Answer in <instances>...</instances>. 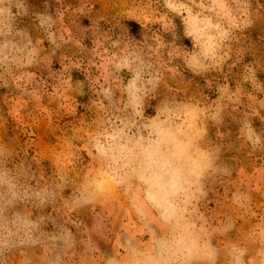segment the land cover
Masks as SVG:
<instances>
[{"label": "clouds", "instance_id": "9594fccd", "mask_svg": "<svg viewBox=\"0 0 264 264\" xmlns=\"http://www.w3.org/2000/svg\"><path fill=\"white\" fill-rule=\"evenodd\" d=\"M218 2L147 0L164 27L171 22L167 31L161 32L158 25H153L154 30L166 43L187 52L193 51L194 45L186 35L185 12L188 16L201 11L208 15L209 3ZM137 3L144 0H79L74 4L43 0V11L30 13L22 0H0V128L9 122L14 129L19 127L9 109L37 117L35 128L46 132L50 143L63 140L69 145V157L79 155L83 171L74 174V183L89 203L111 204L122 188L127 195L132 178L144 185L142 202L149 214L154 205L149 190L165 193L171 212L151 220H162L167 234L157 239L149 230L151 244L145 252L137 253L130 241L139 229L134 223L121 225L129 232V240L119 246L123 251L117 253L120 259L108 264H216L220 249L213 234L222 241V218L232 212L240 192L235 182L237 171L245 166L249 153L260 159L264 152L255 146L239 152L217 149L215 132L209 128L207 135L196 141L206 155L196 168L188 163L182 147L197 136V128L183 106L193 103L195 85L202 86L203 80L193 75L179 56L172 66L183 74V81L167 71L157 77L147 60L124 48L125 37L143 39L144 31L139 39L130 31L136 26L144 30L134 18ZM171 3L181 4L185 12L176 14ZM28 16L29 23L17 22L18 17ZM81 17L87 18V26ZM42 19L51 23H41ZM70 25L81 42L71 49L65 39ZM94 40L99 51L92 49ZM190 80L191 85L187 83ZM157 156L168 162L163 172L172 179L165 185L154 183L157 173L149 161ZM209 191L216 205L211 217L215 224L202 220L203 213L197 214ZM140 192L137 188V198ZM134 213L130 207L126 213L129 220ZM226 247L230 264H244V248L236 244Z\"/></svg>", "mask_w": 264, "mask_h": 264}, {"label": "rangeland", "instance_id": "374dc122", "mask_svg": "<svg viewBox=\"0 0 264 264\" xmlns=\"http://www.w3.org/2000/svg\"><path fill=\"white\" fill-rule=\"evenodd\" d=\"M22 2L30 13L43 11V0ZM169 7L176 14L185 12L179 3ZM208 7V15L201 11L200 15L188 16L185 12L186 35L194 45L191 52L174 48L154 30L153 25H158L161 32L167 31L171 22L164 27L147 0L137 3L134 17L144 30L140 28L133 35L139 39L144 31L143 39L124 38V48L147 60L155 76L167 71L183 81V74L172 66L179 56L193 75L202 78L203 85H195L193 103L183 106L197 128V136L182 147L193 168L206 155L196 141L205 137L209 128L215 132L217 149L239 152L255 146L264 152V0H220ZM29 21L30 16L17 18L20 24ZM81 21L87 26V18L81 17ZM41 23L51 21L42 19ZM65 39L69 49L81 44L72 25ZM92 49L99 51L95 40ZM9 114L19 127L14 129L9 122L0 128V264H108L120 259L117 253L122 255L123 251L119 246L129 240V232L121 225L134 223L139 229L130 241L137 253L145 252L151 244L149 230L157 239L167 234L162 220H151L172 210L162 190H149L154 200L150 214L142 202L144 185L135 178L129 181L127 195L122 188L111 204L89 203L74 183V174L83 171L79 155L69 157V145L63 140L50 143L47 133L35 128L37 117L23 110L17 113L9 109ZM67 137L71 139L70 132ZM72 143L77 144L75 140ZM249 156L237 171L235 182L240 192L236 203L229 216L222 218V241L213 234V242L220 249L216 264H230L228 244L245 249L244 264H264V156ZM149 163L157 173L155 184L171 182L172 178L164 175L168 162L162 156ZM137 188L141 189L139 198ZM130 207L135 213L129 220L126 213ZM215 208L209 191L197 214L203 213L202 220L215 224L211 219ZM148 220L151 222L144 227Z\"/></svg>", "mask_w": 264, "mask_h": 264}, {"label": "trees", "instance_id": "16d2710c", "mask_svg": "<svg viewBox=\"0 0 264 264\" xmlns=\"http://www.w3.org/2000/svg\"><path fill=\"white\" fill-rule=\"evenodd\" d=\"M139 29V26H136L134 29H130V31H132V33L136 35Z\"/></svg>", "mask_w": 264, "mask_h": 264}]
</instances>
